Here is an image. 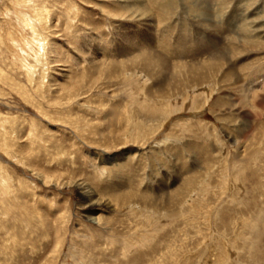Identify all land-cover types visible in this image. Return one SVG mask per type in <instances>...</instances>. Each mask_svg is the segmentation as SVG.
<instances>
[{"label":"rangeland","instance_id":"1","mask_svg":"<svg viewBox=\"0 0 264 264\" xmlns=\"http://www.w3.org/2000/svg\"><path fill=\"white\" fill-rule=\"evenodd\" d=\"M0 264H264V0H0Z\"/></svg>","mask_w":264,"mask_h":264},{"label":"bare ground","instance_id":"2","mask_svg":"<svg viewBox=\"0 0 264 264\" xmlns=\"http://www.w3.org/2000/svg\"><path fill=\"white\" fill-rule=\"evenodd\" d=\"M172 2V1H171ZM173 3V2H172ZM160 3L156 6V8L158 10H161L162 14H160V17H165V12L163 11V8L162 6L160 5ZM198 7V6H197ZM201 7V6H200ZM157 10V11H158ZM162 19V18H161ZM32 26V25H31ZM134 41V40H133ZM41 44H43L42 42H40ZM39 45V44H38ZM37 45V46H38ZM42 45H40L41 47ZM149 49V48H148ZM144 50V48H143ZM138 52H142V50H139ZM137 52V53H138ZM132 53V52H131ZM140 55V54H139ZM142 57H144L143 55H140L138 56L137 58L140 59L138 60L137 58L135 60H133L131 63H130V67H128L127 65L123 66L124 68L123 69H127L129 71H132V70H137V71H141L143 72L145 75L150 73L151 70H154L155 68V65H152L150 62H148L147 60L145 59H142ZM222 59V58H221ZM216 64L215 62H212L209 64V66H206L207 68H209L210 70L215 68ZM112 67V66H111ZM114 69H116L115 66H113ZM162 67V66H161ZM110 69H113V68H110ZM163 69V67L161 68ZM195 69H198V68H195ZM190 70V68H189ZM188 69H183V72L181 74H178V76L172 78L171 81V86H166L168 87L167 89L170 90L171 94H175L177 89H180V88H185L187 87L186 86V82L187 81V78L189 77L190 78V74L188 73L189 71ZM197 71V70H196ZM113 72H115L113 70ZM196 75V74H195ZM107 78V77H105ZM183 78L185 79V81L183 80ZM198 79V78H197ZM197 79L195 78H192L190 81H192L191 84H198L200 81H197ZM201 79V78H200ZM203 79V78H202ZM189 80V79H188ZM194 81V82H193ZM190 83V82H189ZM161 84V83H160ZM188 85V83H187ZM195 86V85H194ZM158 88H159V92H162L163 89L161 88V85H158ZM247 93V92H246ZM78 187V191H79V196H80V199L82 200V202L86 203L87 205V210L89 211V213L93 212L96 208H98L100 205H107L106 203L104 204V202H102L101 200H98L99 198H96L94 192L92 190H90L88 187H85L83 186L82 184H78L77 185ZM124 200V199H123ZM108 203V202H107ZM110 208V207H109ZM101 209V208H100ZM99 209V210H100ZM89 216V215H88ZM87 217V216H86ZM87 219V218H86ZM89 220V219H88ZM87 220V221H88ZM95 220V219H94ZM97 221V220H96Z\"/></svg>","mask_w":264,"mask_h":264}]
</instances>
